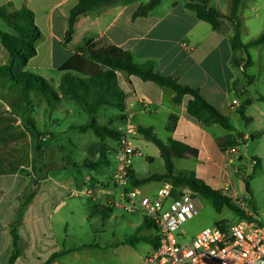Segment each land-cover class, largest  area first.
<instances>
[{
  "label": "crops",
  "instance_id": "1",
  "mask_svg": "<svg viewBox=\"0 0 264 264\" xmlns=\"http://www.w3.org/2000/svg\"><path fill=\"white\" fill-rule=\"evenodd\" d=\"M147 1L134 0L127 5L109 8L94 17L90 14L80 16L75 21L71 44H76L87 37L105 36L110 44L130 51L135 61L151 59L162 75L172 76L179 84L197 89L200 95L226 118L232 126L231 130L209 121L206 114L199 119L189 116L186 113L189 96H184L179 104H175L172 100L174 92L171 89L143 81L136 76L116 73L117 83L126 94V108L122 112L125 120H135L134 123L130 121L135 128L152 127L156 134L158 131L155 123L164 124L163 129L166 131L164 142L172 139L185 145V151L179 158L174 157L167 146L173 165H176L175 161L180 162L182 171L193 172L199 181L213 189L221 190L222 186H227L234 193L232 200L235 198L238 203H242L240 199L249 198L253 210L244 208L242 211L252 220L264 225V214L258 218V210L257 207L255 208L256 189L260 186L254 183L256 179L264 176V101L259 100L260 97H264V75L259 76L261 79L258 81L247 74L248 68L252 66L250 48L247 51L249 67L243 68L245 55L241 56L243 62L238 67H234L231 63L232 52L229 44L233 28L231 22L223 21L220 30L214 31L207 22L197 19L193 12L185 8V0H161L145 16L133 18L136 8ZM243 1L245 0L241 1L237 13L239 22L242 18L239 11ZM7 2L11 1L5 0L1 5ZM76 2L77 0H37L36 4L38 10L44 14L43 23L46 28L44 35L40 32L41 36L37 41L46 54V60L39 68L54 73L55 78L50 77V80H55L56 85L59 83L62 70H69L71 73L86 77L102 70L101 66L63 45L68 11ZM30 4L31 0H21L17 5L13 4V9L23 5L31 8ZM207 5L214 7L222 16H227L230 12L229 0H207ZM251 10L254 8L252 7ZM241 41L248 42L242 38ZM38 44H36L37 52ZM1 53L7 57L6 52L0 47ZM232 101L236 103L232 104ZM245 101H250V104L245 108L246 120H243L239 115V108ZM171 115L175 116L176 120L173 131L169 132L166 130V125ZM122 123L124 127V122ZM5 126L9 128L0 136L11 131L12 126L7 123L0 129ZM47 137L48 135L45 136ZM136 148L140 150L138 146ZM230 149H234L235 152L230 153ZM147 159L152 160L151 157ZM9 174L0 171V178H6ZM15 174L14 172L13 175ZM135 178L141 179L136 176ZM46 179L50 178L46 176L40 181ZM238 187L245 193L242 198L238 196ZM51 201L53 199L16 197L0 207V252L8 249L5 259L11 251V236L8 228L12 223L16 227L21 246L20 255L14 264L21 259L24 261L38 259L36 256L39 254H42V262H45L52 253L68 250L50 264H91L93 259L99 261L110 259L112 252L96 245L90 247L91 249L82 248L73 251L72 249L78 246L67 247L64 240L59 243L53 239L54 246L51 248L43 243L40 237L44 239L46 236L41 234L40 223L51 221V212H54L59 205L57 202L56 207L52 209ZM142 221L141 217V220L133 225L134 230ZM220 221L228 224L223 218L216 219L212 224ZM145 230H152V234H144ZM153 232V228L149 227L138 235L153 237ZM142 243L148 246L147 254L153 246L150 243ZM42 248L45 250L41 251ZM78 253L84 254L83 261L77 260L80 256Z\"/></svg>",
  "mask_w": 264,
  "mask_h": 264
},
{
  "label": "rangeland",
  "instance_id": "2",
  "mask_svg": "<svg viewBox=\"0 0 264 264\" xmlns=\"http://www.w3.org/2000/svg\"><path fill=\"white\" fill-rule=\"evenodd\" d=\"M4 1L0 0V5ZM10 1L17 5L21 0ZM36 4L37 0H31V8H28L34 12V23L44 35L46 32L43 23L44 14L38 10ZM252 7L254 10H251ZM239 14H242L240 18L242 40L247 42L264 32V0L243 1ZM0 30L10 32L2 19H0ZM36 44L38 43H35V49ZM37 46V56L29 60L24 70L35 76L46 78L56 90L55 80H50L55 78V74L39 68L45 62L46 54L40 43ZM249 54L252 66L248 68L247 74L259 81L264 75L262 74L264 73V65H262L264 64L262 60L264 47L250 48ZM10 62L8 55L6 57L0 54V65ZM16 101L13 83L0 78V127L6 123L12 126L11 131L0 136V171L10 173L8 177L0 178V207L16 197L53 199L51 208L56 207L57 202L59 205L54 212H51V221L40 223L42 225L41 234L46 236L44 239L40 237V240L49 245V248L54 246L53 239L59 243L64 240L67 247L83 245L94 247L93 245H96L112 253L110 259L105 261L94 260L92 256L93 263L91 264H139L146 254L147 244L138 242L136 239L133 244L126 243L124 240L133 236V225L141 220L140 214H128L114 209L108 218L101 217V215H90L93 204L98 200L97 198L94 201L92 196H117L119 193L112 183V174L117 165V142L109 139L104 141L108 150L106 166H99L96 169L85 167L96 162L97 149L101 143L91 130L80 132L70 129L71 126L84 124L88 120L87 114L78 105L67 99L52 103V98L49 97L51 102L49 107L41 92H32L30 94L31 104L28 106L33 110L30 117L35 120V126L41 132V136L36 139L24 133L19 112L12 109ZM117 113H119L117 109L102 106L96 118L99 123H104ZM130 121L135 122V120ZM163 125L161 122L155 123L158 131L157 137L165 141L166 131ZM112 126L123 127V123L114 122ZM46 135H48L47 138H45ZM42 138L45 139L41 141ZM131 145L138 146L141 152L140 157L134 156L131 159L130 168L134 176L144 178L164 172V164L155 145L144 140L139 134L131 139ZM148 157L152 160L149 161ZM175 162L174 171H182L181 163ZM14 172L15 175H13ZM46 176L51 181L50 179L40 181ZM254 183L260 186L256 189L255 196V208L257 207V215L260 218L261 214H264V176L256 179ZM157 184V182H151L139 186L138 190L142 194L150 193L155 190ZM237 193L241 198L245 194L239 187ZM198 200L201 205L198 215L182 224L178 230L180 243L190 240L198 231L212 225L216 219L223 218L228 224L240 219L226 208L218 214L207 199L199 196ZM240 200L243 206L242 208L239 204L237 206L241 209L253 210L249 198ZM12 228L16 230L14 223L9 226L8 230ZM37 231H39L38 228ZM144 234H152V230H145ZM33 239L35 240V237ZM90 247L83 249H91ZM44 250V248L41 249V251ZM7 252L8 249L0 252V264L6 262ZM83 256L84 254L78 256L77 260L83 261ZM36 257L38 259L29 261L21 259L17 264L44 263L42 254Z\"/></svg>",
  "mask_w": 264,
  "mask_h": 264
},
{
  "label": "trees",
  "instance_id": "3",
  "mask_svg": "<svg viewBox=\"0 0 264 264\" xmlns=\"http://www.w3.org/2000/svg\"><path fill=\"white\" fill-rule=\"evenodd\" d=\"M132 1L134 0H77L69 9L66 19V29L63 35V45L88 61L101 66L102 70L87 77L71 73L69 70H62L56 90L43 77L35 76L24 70L29 60L36 55L35 43L41 36L39 28L34 23V12L24 5L18 9H13L12 2H7L0 6V19L10 29V32L0 30V45L11 59L9 64L0 65V78L13 83V91L16 93L17 101L12 106V109L19 112L24 131L31 138L38 139L41 136V132L36 128L35 120L30 117V113L33 110L28 107L31 104L30 94L32 92H41L49 107L51 104L49 97L52 98V103H59L62 99H67L78 105L87 114L88 120L84 124L71 126L70 129L80 132L91 130L101 143L97 149L96 162L85 167L96 169L99 166H106L108 164L106 158L108 150L104 141L109 139L118 142L120 139L121 131L118 128L112 127V123H121L125 120V115L122 112L126 108V94L117 83V72L123 73L126 76H136L143 81H150L160 87L171 89L174 92L172 100L175 104H179L184 96H189L190 98L186 103V113L189 116L199 119L203 114H206V118L209 121L227 130L232 129L226 118L210 105L197 89L179 84L176 78L172 76L162 75L156 69L153 60L147 59L137 62L130 51L110 44L105 36L87 37L81 39L76 44H71L75 21L80 16L90 14L94 17L109 8L127 5ZM160 1L148 0L145 4L139 5L133 12V18L145 16ZM229 1L230 12L227 16L220 15L214 7L208 6L207 0H185L184 6L187 10L193 12L197 19L207 22L214 31L220 30L221 24L225 20L233 24L232 34L229 38L232 52L231 63L234 67H238L243 62L241 56L245 55L246 60L243 62V68L246 69L250 65L247 51L251 47L264 46V32L257 38L249 40L247 43H242L240 22L237 18L238 8L242 0ZM259 100L264 101V97H260ZM249 104L250 101H245L239 108V115L243 120H246L244 111ZM102 106L117 109L119 113L108 118L106 122L99 123L96 115ZM175 120V116L171 115L169 117L166 125L167 131H173ZM8 128L9 126L1 128L0 134ZM136 133L157 147L159 156L164 164V172L137 179L131 171L133 174V186L139 187L151 182L168 180L176 187L186 186L200 197L209 200L212 208L217 213L226 208L233 212L236 217L240 218L239 220H252L229 196L224 195L220 190L213 189L202 183L193 172H174L173 159L168 152L167 146L174 157L179 158L185 151L183 143L172 139H167L166 142L162 141L157 137L152 127L144 128L137 126ZM246 189L249 192L247 184ZM111 211L100 206L98 203H94L90 215H101V217L108 218ZM216 224L221 228L227 225L222 221ZM149 227H151L150 222L143 219L142 223L134 230L133 236L124 241L133 244V241L135 242L136 239L138 242L150 243L155 247L157 244L156 236H138L143 229ZM9 232L11 236V251L4 264H14L21 252L17 231L12 228ZM84 247L90 246L83 245L72 250L78 251ZM68 251L52 253L42 264H48Z\"/></svg>",
  "mask_w": 264,
  "mask_h": 264
},
{
  "label": "built area",
  "instance_id": "4",
  "mask_svg": "<svg viewBox=\"0 0 264 264\" xmlns=\"http://www.w3.org/2000/svg\"><path fill=\"white\" fill-rule=\"evenodd\" d=\"M119 130L117 165L112 174L113 186L119 193L117 196L94 195L92 199L98 198L96 203L106 209L139 213L150 222L157 244L139 264H264V225L255 220L241 219L223 228L212 224L180 243V226L197 216L201 209L199 195L186 186L176 187L168 180L157 182L150 193H140L132 184L130 168L131 159L141 156L140 150L131 145L136 128L124 120V127ZM220 191L233 199L234 193L227 186H222ZM233 201L242 207L235 198Z\"/></svg>",
  "mask_w": 264,
  "mask_h": 264
}]
</instances>
